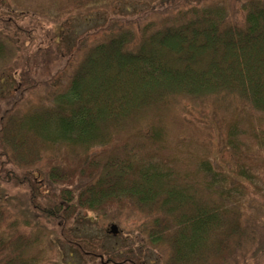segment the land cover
Returning <instances> with one entry per match:
<instances>
[{"label": "trees", "instance_id": "1", "mask_svg": "<svg viewBox=\"0 0 264 264\" xmlns=\"http://www.w3.org/2000/svg\"><path fill=\"white\" fill-rule=\"evenodd\" d=\"M45 1L75 13L103 4L119 10L130 0ZM144 1L123 25L97 26L101 38L44 104L26 95L58 74L65 56L57 32L41 39L38 13L0 0V62L12 42L9 69L20 94L0 96V196L17 199L13 189H22L41 222L0 203V264H50L40 260L46 222L91 264H144L76 234L81 211L146 216L150 244L166 248V264H264V243L238 257L255 235L244 220L249 196L264 201V154L249 145L255 132L245 133L249 122L256 128L254 114L236 115L239 103L264 113V1L246 0L240 23L224 6ZM205 140L207 151L232 149L235 169L209 159Z\"/></svg>", "mask_w": 264, "mask_h": 264}, {"label": "rangeland", "instance_id": "2", "mask_svg": "<svg viewBox=\"0 0 264 264\" xmlns=\"http://www.w3.org/2000/svg\"><path fill=\"white\" fill-rule=\"evenodd\" d=\"M6 1L11 7L31 9L39 14L40 24L37 32L41 39H44L49 31L57 32L58 42L61 45V53L65 56L56 63L53 69V73L58 72V74L54 80L45 81L37 90L26 95L29 96L34 103H38L41 98L44 104L49 103V99L47 98L49 92L59 91L67 86L75 62L81 58V55L90 44L101 38L93 33L97 26L108 22L106 21L107 19H113V27L116 28L123 25L126 18L132 20L133 16L138 13L140 8L142 9L143 6H146L144 0H130L127 3H121L119 10L116 8V5L103 4L90 6L88 9H84V11L82 10L81 12L60 13L57 12L54 7H52V9L48 7L46 1ZM245 1L246 0H188L187 4L191 5L198 3V5L224 6L227 9V19L240 23L241 18L244 16L242 6ZM135 24H137V21ZM133 30L136 32L139 31L137 28ZM85 33H87L86 37L81 38ZM6 47L10 49V53L7 58L0 62V96L13 95L11 100L16 101L19 100L20 96L19 92L15 90L17 80H13L11 70L9 69V64L12 62V58L15 54V46L12 42H9L6 43ZM74 49L76 50L74 51ZM70 52L74 53L68 58ZM208 104H212V102L209 101ZM252 114H254L253 118L256 128L253 123L249 122L247 123L248 125L245 133L252 137L256 134L254 143L249 145H251L252 148H260L264 154V119H260L259 117V115H264V113L262 114L259 111L256 112L250 107L244 108L242 104L239 103L236 109L237 116L241 118L248 117L246 120L249 121ZM229 124L230 122L225 126L223 135H226ZM218 133L221 134L220 131ZM200 144L203 147L199 146L204 149L210 144V141L205 140L200 142ZM252 153L256 157H262L256 150H253ZM205 154L214 163L219 162L225 168L235 169L231 166L236 167L235 153L227 146L224 150L219 149L217 152L205 150ZM261 160H264V158ZM236 183L238 182H234L232 185ZM238 187L241 189V186ZM0 188L5 189V186L1 185ZM253 190L256 191V188ZM13 192L17 194V199H11V195L6 193L4 197L0 196V203L12 210L20 219L27 218L35 224L40 225L41 222L36 220V216L32 214V210L26 203L25 191L22 189H13ZM259 198L260 197L257 198L254 195H250L249 201L246 204L247 212L244 220L245 223H249L248 234L254 229L255 235L251 240L241 245L238 257L251 253L255 248L264 243V201ZM79 214L80 215L76 216L72 221L71 229L78 235L90 237L97 236L101 238L103 240V247L107 249L108 254L117 257L130 255L139 256L142 257L144 264H166V248L163 245L150 244L147 236V227L151 220L146 216L134 211H120L115 212V214L81 211ZM111 223L116 224L118 227V231L115 234L112 232L108 233L107 231ZM45 224L46 227L37 225L39 229L42 228L47 234V241L45 248H42L40 260L44 259L46 263L50 264H91L83 260L75 249L61 241L58 238L59 236L51 230L52 228L47 222ZM226 264H229V261ZM230 264H232V261H230Z\"/></svg>", "mask_w": 264, "mask_h": 264}, {"label": "water", "instance_id": "3", "mask_svg": "<svg viewBox=\"0 0 264 264\" xmlns=\"http://www.w3.org/2000/svg\"><path fill=\"white\" fill-rule=\"evenodd\" d=\"M110 230H111V232L114 233V234L117 233V231H118L117 225L113 223V224L111 225V227H110Z\"/></svg>", "mask_w": 264, "mask_h": 264}]
</instances>
